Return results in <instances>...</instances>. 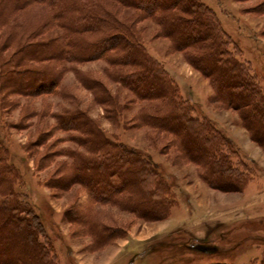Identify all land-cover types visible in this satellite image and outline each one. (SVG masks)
Returning <instances> with one entry per match:
<instances>
[{
	"label": "rangeland",
	"instance_id": "374dc122",
	"mask_svg": "<svg viewBox=\"0 0 264 264\" xmlns=\"http://www.w3.org/2000/svg\"><path fill=\"white\" fill-rule=\"evenodd\" d=\"M97 2L166 71L192 115L209 121L230 140L232 170L245 182L239 192L210 187L202 176L207 167L189 162L174 136L141 124L140 113L162 115L170 105L140 100L115 80L137 66L111 65L104 58L26 62L25 68L58 73V84L49 94L25 96L0 88V144L15 168L13 190L42 227L37 240L45 256L37 264H264L263 149L250 139L237 111L213 100L208 79L187 63L183 52L171 48L152 19L111 0ZM200 2L213 11L230 51L246 63L264 97V0ZM49 15L50 8L34 3L15 12L0 9V57L8 58L29 42L55 41L61 30L38 31ZM104 32L84 37L95 40ZM122 54L114 49L109 58ZM84 121L112 143L148 156L164 186L161 198L153 197L166 204L164 219L140 218L133 212L137 197L128 193L116 198L117 204H102L71 182L72 167L97 155L91 143L95 138L77 126Z\"/></svg>",
	"mask_w": 264,
	"mask_h": 264
},
{
	"label": "trees",
	"instance_id": "16d2710c",
	"mask_svg": "<svg viewBox=\"0 0 264 264\" xmlns=\"http://www.w3.org/2000/svg\"><path fill=\"white\" fill-rule=\"evenodd\" d=\"M111 1L152 19L171 48L183 52L187 63L208 79L213 100L221 107L237 111L250 139L264 151V97L246 63L238 61L230 51V42L210 8L200 0ZM31 3L50 8L49 21L40 26L39 34L46 28L62 32L55 36V41L29 42L8 58L0 57V88L25 96L49 94L55 89L56 70L25 68L26 62L80 63L104 58L111 65L119 62L137 66L138 70L118 74L115 80L140 100L157 99L170 105V110L162 115L140 113L141 124L174 136L189 162L207 167L202 176L210 187L225 192L242 190L245 178L232 170L235 151L230 140L209 121L192 115L191 106L181 99L166 71L142 52L143 46L128 28L101 10L97 0H0V9L11 7L15 12ZM99 31L106 33L95 40L84 37ZM114 49L123 54L111 59L109 52ZM77 126L95 138L91 143L97 155L72 167L71 182L82 185L92 199L102 204H117L116 198L128 193L137 197L132 202L133 212L140 218L164 219L166 204L153 198H161L164 186L146 159L148 156L133 147L112 143L98 134L89 121ZM15 176L8 150L0 144V190L5 192L0 200V264H37L45 256L37 240L42 227L27 203L23 208L15 196ZM16 246L19 249L15 251ZM25 257L33 258L28 261Z\"/></svg>",
	"mask_w": 264,
	"mask_h": 264
}]
</instances>
